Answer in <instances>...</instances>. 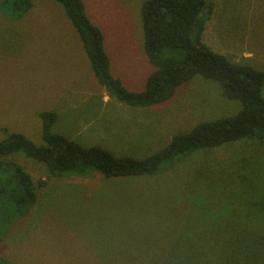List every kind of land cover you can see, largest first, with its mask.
Segmentation results:
<instances>
[{
    "label": "rangeland",
    "instance_id": "rangeland-1",
    "mask_svg": "<svg viewBox=\"0 0 264 264\" xmlns=\"http://www.w3.org/2000/svg\"><path fill=\"white\" fill-rule=\"evenodd\" d=\"M1 1L0 141L7 130L43 145L39 116L52 111L58 114L54 133L143 160L173 137L242 110L219 83L201 76L161 105L135 111L116 97L104 104L98 90L91 92L96 77L62 6L32 0L18 21ZM82 1L104 35L113 76L128 90L143 91L156 70L144 49L147 0ZM214 3L203 41L264 72V0ZM9 158L44 185L23 218L9 205L5 211L0 193V264H264V141L201 150L156 176L108 179L92 171L55 178L41 162Z\"/></svg>",
    "mask_w": 264,
    "mask_h": 264
},
{
    "label": "trees",
    "instance_id": "trees-1",
    "mask_svg": "<svg viewBox=\"0 0 264 264\" xmlns=\"http://www.w3.org/2000/svg\"><path fill=\"white\" fill-rule=\"evenodd\" d=\"M54 1L62 6L80 36L93 74L109 96L131 107H153L171 101L182 85L201 76L219 83L223 95L240 101L242 110L233 117L201 123L191 132L173 137L166 147L143 160L118 158L102 147H86L54 133L58 116L44 111L39 116L43 145L7 130L8 138L0 141V193L4 195L1 198L5 211L9 205L17 218L25 217L37 202V191L44 185L43 181L36 184L21 165L10 160L14 154L43 163L51 177H87L94 171L109 179L156 176L201 150L246 139L264 141V72L232 62L203 41L206 25L214 15V0H147L144 3L141 13L144 49L156 70L141 92L128 90L112 75L104 35L89 19L83 1ZM1 7L12 20L19 21L32 9L33 3L32 0H2Z\"/></svg>",
    "mask_w": 264,
    "mask_h": 264
},
{
    "label": "crops",
    "instance_id": "crops-1",
    "mask_svg": "<svg viewBox=\"0 0 264 264\" xmlns=\"http://www.w3.org/2000/svg\"><path fill=\"white\" fill-rule=\"evenodd\" d=\"M111 70H112V63H111ZM90 72V71H89ZM90 75H92L91 73H90ZM113 75V74H112ZM115 78H117V77H115ZM119 79V78H118ZM91 86H93V87H90V89L92 90L91 92H93V91H99V94L101 95V96H103V98H104V104H109L110 103V101L112 100V97L111 96H109L108 95V93H106V90L98 83V80L96 79V80H94V85H91ZM125 86V85H124ZM101 89H103V90H101ZM67 101H72V100H67ZM62 103V102H61ZM61 103H59L58 104V106H59V108H62L63 106H65V105H63V103H62V105H60ZM71 106H72V108H74L75 107V105H73V104H71ZM130 108H132L133 110H135V111H137V109H138V107H131L130 106ZM129 109V108H128ZM57 114V113H56ZM57 116H58V114H57ZM146 121H147V117L146 118H144ZM151 120L153 121L154 120V117H151ZM144 125V123H141V122H138L137 124H134V126L135 127H137V130L138 131H141V129H142V126ZM61 135H63V133H60ZM159 135H158V138H160L161 137V135H163V132H160V129H159V133H158ZM65 136V135H64ZM66 137H68V136H66ZM69 138V137H68ZM70 138H73V140L74 141H76L77 140V136H70ZM72 140V139H71ZM77 142V141H76Z\"/></svg>",
    "mask_w": 264,
    "mask_h": 264
}]
</instances>
